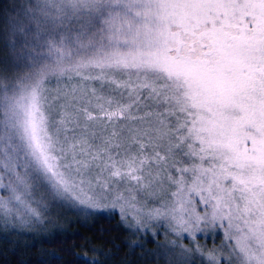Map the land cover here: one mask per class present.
I'll return each mask as SVG.
<instances>
[{
  "label": "snow or ice",
  "instance_id": "6c2138e0",
  "mask_svg": "<svg viewBox=\"0 0 264 264\" xmlns=\"http://www.w3.org/2000/svg\"><path fill=\"white\" fill-rule=\"evenodd\" d=\"M0 44L5 219L39 221L40 188L129 226L222 229L227 264H264V0H14Z\"/></svg>",
  "mask_w": 264,
  "mask_h": 264
},
{
  "label": "trees",
  "instance_id": "16d2710c",
  "mask_svg": "<svg viewBox=\"0 0 264 264\" xmlns=\"http://www.w3.org/2000/svg\"><path fill=\"white\" fill-rule=\"evenodd\" d=\"M13 2L0 0V5ZM5 56L0 44V61ZM9 59L25 70L24 62ZM49 205L47 218L32 225L0 216V264H164L153 253H140L144 249L136 245V234L118 228L114 217L96 214L87 219Z\"/></svg>",
  "mask_w": 264,
  "mask_h": 264
},
{
  "label": "rangeland",
  "instance_id": "374dc122",
  "mask_svg": "<svg viewBox=\"0 0 264 264\" xmlns=\"http://www.w3.org/2000/svg\"><path fill=\"white\" fill-rule=\"evenodd\" d=\"M50 89V94L55 95L58 88L64 87V82L57 83L53 79L48 85ZM0 183L7 185L9 183V177L6 174L0 173ZM10 193L6 188H0V198H8ZM27 199L32 203L33 207L38 206L41 209V217L47 218V209L50 207L49 204H52L54 207H59V209L70 210L72 212H77L81 214L84 218L89 219V217L96 214H107L114 217L116 225L120 229H128L130 232L136 234V245L139 246L141 251L140 253H153L154 257H159L164 264H168V257H163L159 253L163 250L171 249L179 253L181 248H188L191 251L187 254L188 264H209V261L206 255H201L200 252L196 251L197 246L204 251L216 249H224V252L221 253L222 258L225 259V264H227V252L228 244L224 239V233L222 229H204L196 233V239L193 240L192 237L188 236L187 233L183 235H176L172 232L168 226V221L166 220H147L143 227H137L136 225L129 226L128 221L131 220L129 216L127 219H122L119 209H105V210H96L89 208L86 205L80 204L77 201L71 199H64L60 197L53 198L48 192L41 190L40 188L33 189L31 195ZM146 201L145 211L150 208L159 206L160 201L157 199H152L149 197H142ZM202 211V209H199ZM23 211V209H21ZM0 216L4 217L3 211L0 210ZM11 218L15 223L19 225H28L31 223H40L33 222L27 216L17 219L16 208L13 207V214ZM27 221V222H22ZM41 220V219H40ZM32 225V224H31ZM154 249V250H153Z\"/></svg>",
  "mask_w": 264,
  "mask_h": 264
},
{
  "label": "bare ground",
  "instance_id": "6f19581e",
  "mask_svg": "<svg viewBox=\"0 0 264 264\" xmlns=\"http://www.w3.org/2000/svg\"><path fill=\"white\" fill-rule=\"evenodd\" d=\"M130 237V236H129ZM131 238V237H130ZM132 239V238H131Z\"/></svg>",
  "mask_w": 264,
  "mask_h": 264
}]
</instances>
